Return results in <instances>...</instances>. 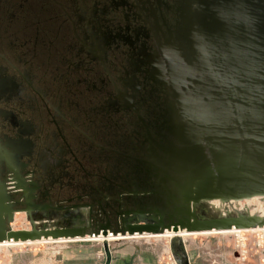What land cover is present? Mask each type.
<instances>
[{
    "label": "flooded vegetation",
    "instance_id": "obj_1",
    "mask_svg": "<svg viewBox=\"0 0 264 264\" xmlns=\"http://www.w3.org/2000/svg\"><path fill=\"white\" fill-rule=\"evenodd\" d=\"M70 1L78 3L76 22L66 14L77 46L73 66L88 77L85 91L94 94L93 107L83 113L85 123L77 128L62 112V101L52 108L54 114L46 106L54 132L51 144L37 151L33 126L0 109V117L4 122L10 118L13 128L0 124V190L13 194L16 178H23L26 194L33 197L14 194L13 210L30 209L44 218L71 213L81 217L75 226L90 230L118 229L127 212L162 216L169 224L167 215L176 204L172 194L158 187L153 161L173 94L162 83L160 71L170 58L185 61L191 0ZM0 59L35 92L25 73L5 56ZM2 74L0 92L10 95L15 86ZM67 107L71 110L70 103ZM94 121L101 129L87 137L81 129Z\"/></svg>",
    "mask_w": 264,
    "mask_h": 264
},
{
    "label": "water",
    "instance_id": "obj_2",
    "mask_svg": "<svg viewBox=\"0 0 264 264\" xmlns=\"http://www.w3.org/2000/svg\"><path fill=\"white\" fill-rule=\"evenodd\" d=\"M188 13L185 61L170 58L160 71L162 83L173 94L153 157L158 187L172 194L176 204L167 215L171 222L164 224L162 216L150 213L127 212L118 229L90 230L66 223L37 229L35 216L52 217L12 209L14 194L33 197L18 177L13 194L0 190V245L102 237L104 264H109L108 235L264 228V216L198 219L194 211L200 201L264 197V0H191ZM14 212L27 215L30 229L12 228ZM168 249L174 264H190L180 237L169 239Z\"/></svg>",
    "mask_w": 264,
    "mask_h": 264
},
{
    "label": "rangeland",
    "instance_id": "obj_3",
    "mask_svg": "<svg viewBox=\"0 0 264 264\" xmlns=\"http://www.w3.org/2000/svg\"><path fill=\"white\" fill-rule=\"evenodd\" d=\"M55 1L61 7L51 0H0V55L11 60L25 73L35 88V92L29 90L21 77H17L12 70L5 69L0 59V72L2 70L4 73L2 75L15 86L10 95L0 92V109L12 111L14 118L29 122L33 126L34 134L31 137L34 151L52 142L51 133L54 132V127L48 125L46 106H49L51 114H54L52 108H56L59 101H62V112L77 128L82 126V122L85 123L84 114L93 107L90 101L93 100L94 94L91 91H85L84 81H88V77L82 70L73 66L78 62L75 56L77 46L72 34L71 21L66 16H71L72 21L76 22L73 14L78 8V3L73 4L70 0ZM89 78H91L90 75ZM67 103H70L71 110L67 107ZM78 108L82 111L80 116L74 111ZM9 119L4 122L0 117V124L5 123V127L13 129ZM100 129V123L94 121L90 128L81 129V132L87 137H92L91 132L96 134ZM35 136L41 137L40 140L36 141ZM65 136H68L67 128ZM257 201V199H251L240 204L239 208L245 209L247 206L251 211L260 213L262 207ZM12 228L14 230L30 229L27 215L17 213ZM229 236V234L192 236L185 240L187 241L185 245L209 241L210 244L203 248L205 252L212 251L213 254L228 257L231 243ZM133 241L140 242L146 247L168 246V240L165 238ZM217 244H220V247H217ZM78 245L90 246L103 253L101 242L24 244L10 248L19 251H38L46 247L65 246V250L69 251ZM209 260V258L206 260L208 264ZM260 262L264 264L259 256H253L250 264H261ZM20 264L24 263L20 261Z\"/></svg>",
    "mask_w": 264,
    "mask_h": 264
},
{
    "label": "crops",
    "instance_id": "obj_4",
    "mask_svg": "<svg viewBox=\"0 0 264 264\" xmlns=\"http://www.w3.org/2000/svg\"><path fill=\"white\" fill-rule=\"evenodd\" d=\"M35 244L50 245L52 243L42 241ZM208 244L203 241L192 242V244L189 243V245H186L190 264H208L206 261L208 258L210 259L209 264H216L215 258L205 255L206 253L203 248ZM10 247L13 246L0 245V264H20V261L24 264H104L105 261L104 254L99 249L85 245H78L69 251L65 250V246H59L57 248L46 247L38 251H19ZM110 255L111 260L109 264L174 263L167 245L146 247L140 244V242L133 240H120L111 243Z\"/></svg>",
    "mask_w": 264,
    "mask_h": 264
},
{
    "label": "bare ground",
    "instance_id": "obj_5",
    "mask_svg": "<svg viewBox=\"0 0 264 264\" xmlns=\"http://www.w3.org/2000/svg\"><path fill=\"white\" fill-rule=\"evenodd\" d=\"M251 199H257L260 202V205L262 207V210L260 213H256L251 211L247 206L245 209L239 208L240 204L249 201ZM251 199L243 200V201H229V202H220L218 200H213V201H200L199 203L194 204V211L195 215L198 219H215V218H225V217H230V216H237L238 214H243V215H248V216H264V197H253ZM257 201V202H258ZM258 202V203H259ZM254 205V204H253ZM255 206V205H254ZM256 207V206H255ZM253 210V209H252ZM68 214V215H65ZM72 216L70 219L69 217ZM73 214L71 213H61L58 214L55 217H52L50 219H43L41 217L35 216L34 217V225L37 229H44V228H55L58 226L60 223H66V224H74L75 219L73 218ZM250 230V229H249ZM238 231H247V230H230V231H208V232H193V233H188L186 231H178L177 234H175L172 231H164L163 234H156V235H151V234H145V235H134L133 237H125L122 238L121 236H118L115 238L112 235H108L111 237H108V242H116L120 240H134V239H161L165 238L167 240L173 238V237H180L184 242L187 240V238H190L192 236H201V235H222V234H229L231 232H238ZM42 241H47L49 243H73V242H102L103 239L102 237H98L97 239H60L58 241H53L51 239L48 240H41V241H36V242H28L25 243V245H31L35 244L37 242H42ZM2 246H21L24 245L22 243H3L1 244Z\"/></svg>",
    "mask_w": 264,
    "mask_h": 264
},
{
    "label": "built area",
    "instance_id": "obj_6",
    "mask_svg": "<svg viewBox=\"0 0 264 264\" xmlns=\"http://www.w3.org/2000/svg\"><path fill=\"white\" fill-rule=\"evenodd\" d=\"M229 235L231 243L228 257L213 254L212 251L205 252V255L215 258L217 264H250L253 256H259L260 261L264 262L261 260L264 259V228L231 232ZM206 243L210 244L209 241Z\"/></svg>",
    "mask_w": 264,
    "mask_h": 264
}]
</instances>
